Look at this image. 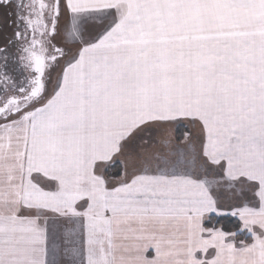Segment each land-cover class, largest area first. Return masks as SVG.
Returning a JSON list of instances; mask_svg holds the SVG:
<instances>
[{"label": "snow or ice", "instance_id": "6c2138e0", "mask_svg": "<svg viewBox=\"0 0 264 264\" xmlns=\"http://www.w3.org/2000/svg\"><path fill=\"white\" fill-rule=\"evenodd\" d=\"M0 11V264H264V0Z\"/></svg>", "mask_w": 264, "mask_h": 264}, {"label": "flooded vegetation", "instance_id": "af4514ba", "mask_svg": "<svg viewBox=\"0 0 264 264\" xmlns=\"http://www.w3.org/2000/svg\"><path fill=\"white\" fill-rule=\"evenodd\" d=\"M3 18H4V14L2 11H0V27H3ZM10 31V30H8Z\"/></svg>", "mask_w": 264, "mask_h": 264}]
</instances>
